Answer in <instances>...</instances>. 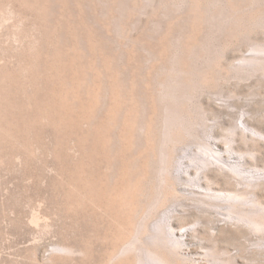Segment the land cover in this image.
Returning a JSON list of instances; mask_svg holds the SVG:
<instances>
[{"label": "rangeland", "instance_id": "rangeland-1", "mask_svg": "<svg viewBox=\"0 0 264 264\" xmlns=\"http://www.w3.org/2000/svg\"><path fill=\"white\" fill-rule=\"evenodd\" d=\"M183 5L177 13L184 14ZM147 7L124 21L128 33L120 35L105 17V7L93 0H0V264H107L133 239V226L147 221L153 228L176 210L171 219L175 233H188L181 264H207L203 244H211L202 234L206 226L217 231L221 250L239 249L243 233L228 228L226 216L213 209L203 213L204 207L189 196H170L149 212L147 192L140 191L136 201L120 207L119 190L130 179H140L136 163L150 165L149 178H159L158 144L140 145L141 129L135 130L131 119L142 120L147 110L153 134L162 135L163 108L150 97L162 93L156 68L164 56L153 38L161 34L147 29L164 16ZM245 37L234 38L225 50L221 67L213 71L215 84L200 88L190 100L198 114L194 136L174 146L172 157L173 171L180 161L190 165L191 175L181 172L178 180L186 194L207 192L197 184L200 172L191 160L195 153L207 157L197 145L200 137L216 141L228 158L234 155L226 144L228 126H243L247 117L250 126L264 132V75L239 79L234 69L243 56L254 54L253 41L264 43V29ZM146 47L157 49V59L144 61ZM119 104L128 120L114 124ZM250 166L264 169V148ZM210 169L222 179L227 172L217 165ZM224 188L214 186L219 192ZM250 238L246 245L255 247L257 237ZM58 243L87 248V261L79 253L52 254Z\"/></svg>", "mask_w": 264, "mask_h": 264}, {"label": "bare ground", "instance_id": "bare-ground-1", "mask_svg": "<svg viewBox=\"0 0 264 264\" xmlns=\"http://www.w3.org/2000/svg\"><path fill=\"white\" fill-rule=\"evenodd\" d=\"M93 1L105 7V17L107 16L110 24L120 35H125L128 31L124 21L132 14L146 12L149 4L152 6L150 11L164 16L163 19L153 21L147 29L153 33L161 34L160 37L153 36V38L158 39L155 43L159 46V54L164 56L163 62L156 68L159 71L157 73V75L159 74L158 84L162 87V93L150 97H152L151 101L156 104L155 106L160 105L163 108L162 135L158 138L153 134L152 119L147 110H143L142 120H139V116L131 118L134 121L132 126H136L135 130L138 126L141 129L143 137L140 145L156 148L155 144H158V152L155 150L160 155V159H157L160 161L159 178H149L150 165L136 163L134 168L137 174L139 173L138 178L140 176V179L139 181L130 179L129 185L123 190H119L116 196L120 198L122 204L120 207L124 208L129 205L140 191L147 192L148 205L144 206L147 207L145 211H149V208L155 207L156 204L159 205L162 202L164 204V201L170 196L178 199L189 196L193 200L199 201L204 207L203 213L213 209L226 216L225 224L228 228L233 225L243 233L238 238L239 249L233 253L228 248L221 250L217 231L212 227L213 225L206 226L202 234L204 239L211 244V246L203 244L206 249L207 264H255L257 261L264 260V169L254 168L252 170L250 168V162L257 161L264 148L262 145L264 132L250 126L247 117L242 118L243 126L238 123L228 126L226 128L228 131L226 144L229 147V152L236 154L235 156L230 155L228 158L219 149L216 141L203 140L200 139L201 137L197 140L201 154L207 155V157H199L195 153V156L192 154L191 160L197 163L195 168L197 173L200 172L196 179L197 184L207 189V192L192 189L190 194H186L187 191L184 193L178 188V180L183 177L181 172L191 175L190 165L186 164L184 160L180 161L175 171L172 169L174 146L189 136H194L193 125L197 124L195 122L196 106H191L190 100L200 88L205 89L211 86L215 80L213 77L217 78L213 76V71L219 67V63L221 64L220 61L225 50L234 44V38L243 36L249 38L257 30L264 29V0ZM183 4H187L186 11L184 10V14L177 13L176 11ZM153 41L155 40L153 39ZM83 43L86 48L89 46L87 41H83ZM251 48L254 54L243 56L242 63L234 67L240 73L237 76L239 79H248L253 75L256 76L259 72L264 75V43L253 41ZM147 51L148 53L144 57L145 62L157 59V52L152 49ZM98 94L99 102H101L104 95L102 91ZM121 95L124 97L122 92ZM122 104H119L115 109L114 124L122 123L120 121L122 118L123 122L128 120L124 118ZM260 117H264V114H261ZM212 165H217L221 170H227L224 179L220 177L219 173L211 174ZM202 180H205L206 186ZM215 185L225 186V188L219 192L214 189ZM143 192L140 193L143 194ZM213 197L219 198L220 201L213 200ZM139 201L141 203V200ZM176 212L177 210L173 211L164 222L158 223L153 228L147 221L139 226H133L131 231L133 239L131 238L132 240H128L125 242L126 244L124 243L125 245L118 248L107 264H181L185 258L183 247L186 244L185 236L188 233H182L180 237L175 233L171 219L176 215ZM193 230L200 231V228L195 227ZM252 235L257 237L255 247L246 245V241H249ZM61 253L70 256L79 253L85 258L84 262L87 261L89 250L58 243L54 246L52 254H58L60 258H63ZM239 257L246 258L247 261L240 263Z\"/></svg>", "mask_w": 264, "mask_h": 264}]
</instances>
